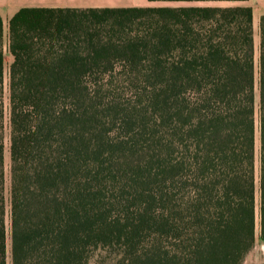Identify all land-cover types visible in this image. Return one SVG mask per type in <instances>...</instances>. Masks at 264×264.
Segmentation results:
<instances>
[{
	"label": "trees",
	"instance_id": "1",
	"mask_svg": "<svg viewBox=\"0 0 264 264\" xmlns=\"http://www.w3.org/2000/svg\"><path fill=\"white\" fill-rule=\"evenodd\" d=\"M8 28L0 264L9 236L11 264H243L257 192L264 240V13L258 64L251 7L23 8Z\"/></svg>",
	"mask_w": 264,
	"mask_h": 264
},
{
	"label": "crops",
	"instance_id": "2",
	"mask_svg": "<svg viewBox=\"0 0 264 264\" xmlns=\"http://www.w3.org/2000/svg\"><path fill=\"white\" fill-rule=\"evenodd\" d=\"M180 8V7H251L254 34L260 35V19L264 13V0L170 2L150 0H0V14L9 12L6 23L23 8L47 9H120V8ZM4 21V20H3Z\"/></svg>",
	"mask_w": 264,
	"mask_h": 264
},
{
	"label": "rangeland",
	"instance_id": "3",
	"mask_svg": "<svg viewBox=\"0 0 264 264\" xmlns=\"http://www.w3.org/2000/svg\"><path fill=\"white\" fill-rule=\"evenodd\" d=\"M9 12L1 14L4 22L6 23V18L9 16ZM8 41H9V28L8 24L5 26L4 32V48L6 52V73L8 75L11 63L13 61L12 57L9 55L8 52ZM259 45H260V35H255V58L256 63L258 64L259 61ZM6 186L7 189H10V167H11V158L9 153V130L7 129L6 132ZM186 195V194H184ZM256 242L254 248L250 251V253L245 258L243 264H264V240L260 237V217H259V193H256ZM11 239L10 236L8 238V264H11Z\"/></svg>",
	"mask_w": 264,
	"mask_h": 264
}]
</instances>
